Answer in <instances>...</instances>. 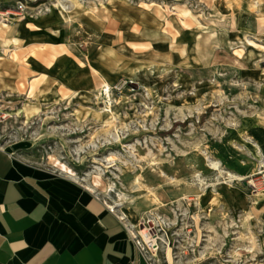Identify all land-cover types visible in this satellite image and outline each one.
<instances>
[{"label":"rangeland","instance_id":"obj_1","mask_svg":"<svg viewBox=\"0 0 264 264\" xmlns=\"http://www.w3.org/2000/svg\"><path fill=\"white\" fill-rule=\"evenodd\" d=\"M150 65L169 80L132 77ZM257 126L264 0H0V146L101 176L159 237L150 264H264Z\"/></svg>","mask_w":264,"mask_h":264},{"label":"crops","instance_id":"obj_2","mask_svg":"<svg viewBox=\"0 0 264 264\" xmlns=\"http://www.w3.org/2000/svg\"><path fill=\"white\" fill-rule=\"evenodd\" d=\"M0 264H150L131 222L71 175L0 146Z\"/></svg>","mask_w":264,"mask_h":264},{"label":"bare ground","instance_id":"obj_3","mask_svg":"<svg viewBox=\"0 0 264 264\" xmlns=\"http://www.w3.org/2000/svg\"><path fill=\"white\" fill-rule=\"evenodd\" d=\"M132 77L134 79H137L143 83H161L163 84L164 81L169 80L171 77V73H169L167 67H158L156 65H150L148 67L142 66L138 68H134L132 70ZM114 113H116V110H108L107 113H105L106 120L110 122V119L114 117ZM253 133L258 139L259 146L264 150V129L260 127H255L253 129ZM51 162L59 168H61L64 172L74 176V172L72 169L67 167L65 164L60 162L57 158H52ZM215 166H218V163H213ZM94 185L91 187L92 190H96V188H104V181L101 176H96L94 178ZM95 186V187H94ZM200 203L205 207L210 209L213 207V204L219 203V200H217V196L215 193V190L212 186L207 188L201 195H200ZM110 206L115 210V206ZM121 214L123 217L127 218L133 228L134 233L136 236H138L139 240L141 242H144L148 247L152 249V253L155 255L156 251L158 250V240L159 237H156V235H153L150 232V226L148 222L144 221L143 218L138 214L133 208L131 207H122L121 208ZM157 223V222H156Z\"/></svg>","mask_w":264,"mask_h":264},{"label":"built area","instance_id":"obj_4","mask_svg":"<svg viewBox=\"0 0 264 264\" xmlns=\"http://www.w3.org/2000/svg\"><path fill=\"white\" fill-rule=\"evenodd\" d=\"M147 250V249H146ZM148 251V250H147Z\"/></svg>","mask_w":264,"mask_h":264}]
</instances>
